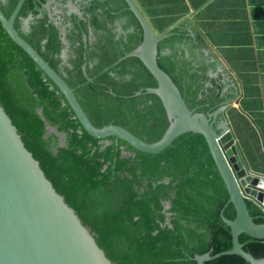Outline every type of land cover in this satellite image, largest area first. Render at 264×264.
Here are the masks:
<instances>
[{
    "label": "trees",
    "instance_id": "1",
    "mask_svg": "<svg viewBox=\"0 0 264 264\" xmlns=\"http://www.w3.org/2000/svg\"><path fill=\"white\" fill-rule=\"evenodd\" d=\"M45 1H23L14 20L18 33L73 88L94 126L118 124L146 142L158 140L169 119L160 97L145 91L157 81L138 56L118 60L143 37L126 1L91 0L82 8L83 18L70 15L65 42L42 7ZM16 2L0 0L5 16ZM152 23L156 33L171 31L158 41L156 60L189 108L211 113L232 97L222 91V75H208L214 61L194 64L197 50L201 56L204 52L199 35L190 36L184 23L172 25L162 18ZM0 104L56 192L114 264H197L194 255L231 248V230L220 211L232 219L235 209L201 133H181L156 153L136 149L115 134L90 135L63 93L1 21ZM222 118L219 113L213 124ZM46 123L64 135V143ZM246 205L253 221L264 223V210L250 199ZM238 239L254 257H264V238L243 232ZM247 263L238 254H221L203 264Z\"/></svg>",
    "mask_w": 264,
    "mask_h": 264
},
{
    "label": "water",
    "instance_id": "2",
    "mask_svg": "<svg viewBox=\"0 0 264 264\" xmlns=\"http://www.w3.org/2000/svg\"><path fill=\"white\" fill-rule=\"evenodd\" d=\"M24 0H17L7 17L0 9V21L6 32L47 74L63 93L81 126L92 136L104 138L115 134L130 145L144 152L156 153L169 145L172 140L186 131L201 133L209 147L217 169L224 181L235 209V216L228 219L220 211L221 218L230 227L232 246L229 250L210 254L208 251L194 255L197 264L221 254H238L247 264H264V257H254L243 249L239 235L247 233L264 238V223H255L248 212L246 200H252L264 210V174L249 169L245 163L227 122L216 120L221 108L230 99L221 102L213 112H199L189 108L171 77L162 70L156 60L157 43L171 34L170 30L156 33L134 0H125L127 7L135 14L142 29V41L132 50L120 56H138L157 81L146 92L156 93L165 108L169 124L161 137L146 142L118 124L96 127L89 120L79 104L73 88L63 77L29 44L14 27V20ZM70 9L83 18L81 11L71 0ZM50 0L42 7L49 8ZM71 13V12H70ZM49 19L60 29L65 42V28L60 26L57 16L48 10ZM29 15L23 22L26 24ZM70 25V23H69ZM191 35L194 34L191 32ZM86 39V35L83 36ZM64 51L62 57L64 59ZM86 80L91 78L82 64ZM213 74H216L214 72ZM136 91L135 94H139ZM37 111L41 113V109ZM48 131L56 128L46 123ZM61 142L64 135L57 132ZM0 264H114L98 246L89 228L84 225L74 209L61 194L56 192L51 181L45 176L39 162L24 146L20 134L0 104Z\"/></svg>",
    "mask_w": 264,
    "mask_h": 264
},
{
    "label": "crops",
    "instance_id": "3",
    "mask_svg": "<svg viewBox=\"0 0 264 264\" xmlns=\"http://www.w3.org/2000/svg\"><path fill=\"white\" fill-rule=\"evenodd\" d=\"M134 1L151 25L184 23L201 37L212 74L232 93L219 113L249 169L264 174V0Z\"/></svg>",
    "mask_w": 264,
    "mask_h": 264
},
{
    "label": "flooded vegetation",
    "instance_id": "4",
    "mask_svg": "<svg viewBox=\"0 0 264 264\" xmlns=\"http://www.w3.org/2000/svg\"><path fill=\"white\" fill-rule=\"evenodd\" d=\"M81 11H83V7L88 4L91 0H71ZM47 13L48 10H50L55 16H57L58 20H59V24L60 26H63L64 28L67 26H71V20H70V15L73 13L75 14L73 11H71L70 9V5L68 0H53L52 4H49V8H45L43 7ZM71 12V13H70ZM77 15V14H76ZM84 15V14H83ZM78 16V15H77ZM67 17L68 20H65ZM65 20V24H62L61 22ZM24 23V22H23ZM70 23V25H69ZM25 24V23H24ZM62 24V25H61ZM119 29V28H118ZM198 59H203L204 61H209L211 59V57H208V54L206 53V51L203 52V56H201L198 53L197 50V55L195 57V61L194 64H196V60ZM208 75L209 76H214L212 74L211 69L208 71ZM206 84H208V81H206Z\"/></svg>",
    "mask_w": 264,
    "mask_h": 264
}]
</instances>
